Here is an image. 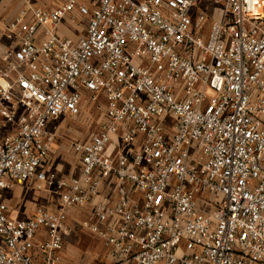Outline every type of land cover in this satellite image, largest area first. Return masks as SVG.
Masks as SVG:
<instances>
[{"label": "built area", "instance_id": "obj_1", "mask_svg": "<svg viewBox=\"0 0 264 264\" xmlns=\"http://www.w3.org/2000/svg\"><path fill=\"white\" fill-rule=\"evenodd\" d=\"M88 105L62 176L52 123ZM30 179L58 204L15 218L0 194V264H58L72 207L109 264H264V0H26L0 19V192Z\"/></svg>", "mask_w": 264, "mask_h": 264}, {"label": "crops", "instance_id": "obj_2", "mask_svg": "<svg viewBox=\"0 0 264 264\" xmlns=\"http://www.w3.org/2000/svg\"><path fill=\"white\" fill-rule=\"evenodd\" d=\"M24 1L26 0H0V19L9 20L20 7H22ZM32 5L40 8H53L59 5L63 0H28ZM82 17H79V20ZM85 23V22H84ZM85 24L83 27L80 24H70L66 20L60 22L56 28L57 33L60 36L71 38L76 40L78 37L84 34ZM5 44H8V39H3ZM95 108L96 114L99 117V108L97 106L88 105L86 110L81 116L88 112V108ZM69 116H60L52 124L55 125L56 137L52 148L48 156L43 161L44 166H48L57 170V172L62 176L76 175L79 172L80 163L77 156L71 151L68 146L66 149L71 151L75 157L73 164L68 166L64 156L57 152L59 148L58 130L60 125L57 123L60 118H68ZM74 118V117H73ZM62 129V128H61ZM97 130V129H96ZM95 130V131H96ZM62 131V130H61ZM90 132V133H94ZM85 137H75V138H88L90 135ZM0 194L4 197L7 204V213L9 216L15 218H25L31 216L37 207H44L50 210H54L58 204V196L49 190H37L33 187V180H27L23 183H15L12 188L8 190H2ZM114 198V191L112 185L105 187L103 192L98 196L94 197V200L105 199L112 201ZM89 209L88 207H72L69 209L67 216L65 218V226L67 228V233L63 236V247L60 251L61 260L58 264H94V257L97 253L96 248L98 245L103 249L100 240L92 236L89 232L84 230L80 222L83 219H89ZM43 230L38 233L37 238L43 237ZM89 235V236H88ZM88 241L96 242L98 245L92 246ZM95 253V255H94ZM94 256H93V255ZM107 264H109V258L106 255ZM34 264H40V261L36 256L34 257Z\"/></svg>", "mask_w": 264, "mask_h": 264}, {"label": "rangeland", "instance_id": "obj_3", "mask_svg": "<svg viewBox=\"0 0 264 264\" xmlns=\"http://www.w3.org/2000/svg\"><path fill=\"white\" fill-rule=\"evenodd\" d=\"M84 22V17L80 18V20H77V23L80 24L81 27H83ZM57 123L60 125L58 135L61 137L58 140L60 145L57 152L64 156L69 166L70 164L74 163L75 157L71 151L66 149V146L68 144L67 139L73 137H85L90 132L95 131L98 125V114H96L95 108H91V106H89L88 112L82 117L60 118ZM88 243H91L92 246L95 245V247L96 245H98L96 242L92 241H88ZM96 250V255L94 253V264H107V259L105 257V252L103 251V249L98 245Z\"/></svg>", "mask_w": 264, "mask_h": 264}]
</instances>
